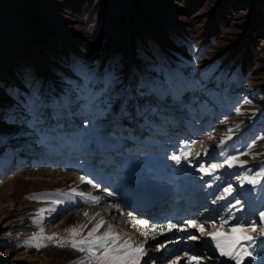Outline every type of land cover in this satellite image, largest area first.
Returning <instances> with one entry per match:
<instances>
[{
  "label": "rangeland",
  "instance_id": "374dc122",
  "mask_svg": "<svg viewBox=\"0 0 264 264\" xmlns=\"http://www.w3.org/2000/svg\"><path fill=\"white\" fill-rule=\"evenodd\" d=\"M155 88L169 108L192 97L186 116L162 113L186 130L165 155L126 166L167 196L198 197L186 209L204 225V234L191 228L198 242L254 222L264 257V0H0V142L19 152L0 175V264H87V252L57 245L83 239L98 222L95 236L110 229L117 244L148 242L137 241L138 226L123 232L100 211L121 172L107 169L99 150L105 140L129 149L137 110L161 108ZM224 150L222 166L214 158ZM181 152L187 158L177 163ZM77 225H86L79 235L65 231ZM40 234L56 238L32 239Z\"/></svg>",
  "mask_w": 264,
  "mask_h": 264
},
{
  "label": "bare ground",
  "instance_id": "6f19581e",
  "mask_svg": "<svg viewBox=\"0 0 264 264\" xmlns=\"http://www.w3.org/2000/svg\"><path fill=\"white\" fill-rule=\"evenodd\" d=\"M145 142L149 143L150 139L148 137L145 138ZM226 154L227 151L224 150L220 152L219 155L214 158V160L217 161L219 165L224 166ZM0 166L1 169L2 165ZM121 168L122 176L120 184L118 186H113L110 194L114 200L112 202L107 199L102 201L101 207L102 211L107 214V218L110 219V222L117 226L119 230L127 233L130 232L132 228L138 226L139 229H137L135 233L137 241L144 242L145 237L149 236L147 240L148 242H144L145 245H142L143 249L146 248L148 243L155 241L153 246L147 247V252H145V254H147L142 256L141 262H145V259H147L149 262L154 264H173V261H176L177 264H186L188 257L194 256L198 258L195 264H233L232 261L219 256V253L215 249V246L210 240L209 236L206 237L201 243L198 242V239H188L189 236L195 234L187 225V221L192 220L193 217H191V214L185 209L181 211L173 210L169 212L162 209L163 206H158L157 213L154 215V217L144 214H132L129 217L130 212L111 211V205H117L119 203V200H117L118 196L126 194V191L122 192L123 188H125L129 182H132L133 180L137 181V174H140L138 170L139 168L137 166L130 168L126 166V164H123ZM2 180L3 178H0V183ZM148 185L151 184L148 183ZM241 194L246 199H249L252 193L250 189L244 188L241 191ZM187 198L190 197L182 195L177 196L176 200H179V203H184L186 201L184 199ZM195 201H197V199ZM141 220L146 221V225H141L138 223ZM168 224H176L177 227L169 230L166 227ZM152 228H156L157 231H150ZM181 229L185 230L182 231ZM143 233H147V235H143ZM160 245H163V247H159V250H157L158 246ZM138 246L139 245H137V247ZM255 248L256 246L250 247L249 252H252L256 256V259L252 260L251 258L246 257L244 264L264 263V257H262L261 254L255 252Z\"/></svg>",
  "mask_w": 264,
  "mask_h": 264
},
{
  "label": "snow or ice",
  "instance_id": "6c2138e0",
  "mask_svg": "<svg viewBox=\"0 0 264 264\" xmlns=\"http://www.w3.org/2000/svg\"><path fill=\"white\" fill-rule=\"evenodd\" d=\"M264 138V137H262ZM181 156H184L185 159L187 158V153L181 152V155L173 156L177 163L180 162ZM236 157H233L230 160H227L226 163L229 167L233 166V162L236 160ZM242 166V165H241ZM217 165L213 164L211 166L212 169H215ZM200 170L204 171L205 174H209V170L205 169L203 165L200 166ZM260 176H264V170L258 173ZM82 182L84 178L81 177ZM245 181L249 184H252L254 187L257 185L258 181L255 177L245 178ZM231 187H225L223 192L225 194L231 195L232 193ZM83 195V194H79ZM93 202H98L99 197H90ZM217 199H224V196H219ZM236 204H240V201L237 199ZM235 207V205H233ZM54 210V209H53ZM85 216L88 214L85 213ZM261 222H264V211L259 213ZM141 225H146V221H139ZM187 225L190 228L198 229L201 234H204V225L197 224L194 220L187 221ZM226 225H229L228 219H222L220 222V229H224ZM86 227V225H77L76 227H71L65 229L66 232L70 233L73 237L79 235V230ZM102 227V222H98L87 234L86 237L80 240L71 239L69 241H60L57 246L63 247L66 243L70 245L74 250L80 252H87L88 260L87 264H140V260L142 256L145 254L144 249L142 246L133 247L132 243L128 240H124L122 243L117 244V241L120 240V237L114 235L111 230H106L102 235L95 236L96 233ZM166 227L169 230H172L177 227L176 224H168ZM215 227V225H213ZM182 231L185 229H181ZM257 226L254 222L246 223L244 221H240L235 225H229L227 233L218 230L214 233H208L210 240L213 242L215 249L219 253V256L222 258H226L229 261H232L233 264H244V260L246 257L251 258L252 260L256 259V256L249 252L250 247H254L257 244V241L251 235V233L256 232ZM152 232H156V228L150 229ZM261 236H264V227L260 229ZM143 235H147V233H143ZM54 236L43 237L42 234L34 236L33 240H41V239H48L53 240L55 239ZM190 240H197L198 237L195 235H191L188 237ZM29 246H33L31 242H26ZM87 245V247H83ZM39 249L41 247L40 244L34 245ZM95 246V248L93 247ZM163 247V245L158 246ZM97 250H99V255H97ZM198 260L197 257L189 256L187 260V264H195ZM78 264H86L85 260H80ZM173 264H177L176 261H173Z\"/></svg>",
  "mask_w": 264,
  "mask_h": 264
}]
</instances>
